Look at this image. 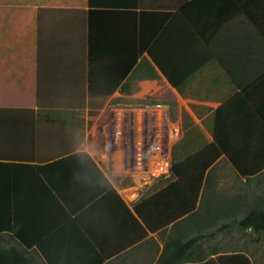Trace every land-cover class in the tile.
Wrapping results in <instances>:
<instances>
[{
	"label": "crops",
	"instance_id": "obj_1",
	"mask_svg": "<svg viewBox=\"0 0 264 264\" xmlns=\"http://www.w3.org/2000/svg\"><path fill=\"white\" fill-rule=\"evenodd\" d=\"M192 1L196 7L188 6ZM219 1L0 0V109L20 110V116L28 118L3 127L13 146L7 151L3 144L5 153L45 154L43 158L49 160L42 162L44 165L63 161L61 165L35 168L32 177L23 178L19 193L25 207L23 217H34V230L42 234L53 264H158L167 241L192 237L199 239L181 252L184 260L180 264H264V246H255L264 230L237 224L251 209H264V186H253L264 176V169L253 177H241L221 156L206 171L194 210L155 231L148 229L139 240L140 229L131 216L140 220L134 206L122 198L94 157L85 151L87 146L96 147L89 133L94 120L89 112L91 98H108L130 90L141 95L160 86L173 95L168 106L180 128L186 117L201 127L209 119L211 137L201 147L214 140L217 110L239 92L218 62L209 61L180 90L169 83L146 50L141 55L139 50L140 41L151 40V45L167 28L189 26L194 18L203 23L211 13L228 24L233 7ZM240 7L244 13L246 7ZM155 29L158 33L153 38ZM135 55V64L124 77ZM138 73L142 75L138 77ZM209 73H223L226 82L213 86L208 80L199 81ZM134 76L138 78L131 85ZM239 99L246 107V94ZM235 104L239 105V100ZM231 111H236L231 116L246 112L244 108ZM221 121V136L226 140L239 125L246 135L245 115L241 122L231 118ZM19 133L28 136L27 152L24 141L16 140ZM176 143V152L181 154L186 145L183 140ZM75 152L86 153L81 154L78 166H63ZM221 161L229 166H217ZM167 184L158 185L149 196ZM232 184L236 188L231 190ZM181 199L165 192L161 211L171 204L174 210L170 213L179 212ZM156 216L150 213L151 222L165 218L156 220ZM247 236L251 242H246ZM14 241L18 242L6 232L1 246L8 249L15 246ZM21 246L23 249L16 247L33 264H49L35 247Z\"/></svg>",
	"mask_w": 264,
	"mask_h": 264
},
{
	"label": "trees",
	"instance_id": "obj_2",
	"mask_svg": "<svg viewBox=\"0 0 264 264\" xmlns=\"http://www.w3.org/2000/svg\"><path fill=\"white\" fill-rule=\"evenodd\" d=\"M195 2H190L188 6L196 7ZM219 2L233 7L228 15V24L222 23L223 17L215 18L211 13L209 19H202L203 23L194 18L189 26L167 28L165 33L158 36L151 45V40L140 41L142 46L139 55L146 50L173 87L181 90L196 71L209 61L215 60L239 92L232 101L224 103L217 110L214 140L183 159H173L175 180L167 182L166 188L142 199L134 206V213L140 220L134 214L131 216L139 226V240L147 235L148 229L155 231L168 225L180 215L194 210L205 173L221 156L236 168L241 177H253L264 169V0H220ZM240 5L246 7L244 13L239 9ZM186 32H189V35H186ZM157 33L158 29H155L152 33L153 38ZM185 36L189 38L186 40ZM136 57L133 56L124 77L135 64ZM244 93L246 107L239 99ZM237 100L240 102L239 105L235 104ZM237 108H244L246 112L229 115L236 112L231 110ZM19 112L20 110L0 109V264H33L32 259L16 246L2 248L1 241L6 232L11 233L16 241L26 248L35 247L49 264H53L45 242L40 237L42 234L38 235L34 230L36 226L34 217H23L25 207L23 196L21 197L19 193L23 178L32 177L35 168L61 165L63 161L44 165L42 162L49 160V157L43 158L45 154L5 153L4 145L7 151L13 146L8 130L3 127L11 126L10 124L13 123L18 125V120L28 119L27 115L20 116ZM244 115L246 135H243V127L239 125L234 128V135L230 136L229 140L221 136L223 127L221 120L231 118L241 122ZM27 137L22 133L16 138V140L20 138V142L24 141L23 147L26 152L30 144L26 142ZM72 154L75 155L66 158L63 166L67 164L78 166L82 161L81 154L86 153ZM165 192L180 195L183 204L179 207V212L170 213L174 210L171 204L163 208L164 212L161 211V196ZM150 213L157 214L156 220L163 216L165 218L157 223L151 222ZM237 224L257 231L264 230V209H251ZM198 239L192 237L185 241L177 239L167 241L158 264L182 263L184 255L181 252L188 251Z\"/></svg>",
	"mask_w": 264,
	"mask_h": 264
},
{
	"label": "built area",
	"instance_id": "obj_3",
	"mask_svg": "<svg viewBox=\"0 0 264 264\" xmlns=\"http://www.w3.org/2000/svg\"><path fill=\"white\" fill-rule=\"evenodd\" d=\"M98 126L90 128V136L99 134L105 145L85 151L130 206L174 179L172 148L181 129L168 104L114 103Z\"/></svg>",
	"mask_w": 264,
	"mask_h": 264
},
{
	"label": "rangeland",
	"instance_id": "obj_4",
	"mask_svg": "<svg viewBox=\"0 0 264 264\" xmlns=\"http://www.w3.org/2000/svg\"><path fill=\"white\" fill-rule=\"evenodd\" d=\"M143 74H145V73H143ZM138 75H142V73H138L137 76ZM215 75L216 74H214V73H209L207 77L201 78L199 81L208 80L212 83L213 86L214 85H220L223 82H226L225 81L226 77L223 73H220L219 76H217V75L215 76ZM137 76H134L133 82H131V85L132 84L134 85L135 80L139 77V76L138 77ZM201 76H203V75H201ZM195 87H197V85L192 86L193 91H194V89H196ZM149 90L150 91L145 92L141 95L134 94V93H132V90H130L125 94L122 93L120 95L111 96L108 98H104L103 96H100L98 98L97 97L91 98L89 101V107H90L89 112H90V115H92V119H94V120H92L93 123L91 124V126H96V125L100 126L103 123V121L105 120L106 115H107V108L111 104L119 103V102H129L132 104H143V103L170 104V100H171V98H173V95L170 93V90L166 87L160 86L158 89H155V90L149 89ZM189 90L190 89H188V92H189ZM138 91H140V90H138ZM190 120H191L190 117L185 118V120H184V122L180 128L181 129L180 137L176 141V142H178L180 140H183V144L186 146H184L185 148L181 149L182 153L178 154V153H176V144L177 143H175L173 148H172V158L173 159H183V158L187 157L188 155H190L191 152L195 151L196 149L201 147L203 144L209 142V140H210V137H211L210 120L206 119L204 122L205 125L202 127L199 125H196L194 123V121L192 122ZM189 135H191L190 139H188ZM94 139L96 142V144H95L96 147L91 146L92 149H95V148L99 149L100 147H103V145H105V140L102 137H99V134L97 136H95ZM181 143H182V141H181ZM217 166L227 167L229 165L225 161H221ZM228 177L231 178L232 175H229ZM254 185H256V187H259L262 185L264 186V176L258 178L257 181L253 182V186ZM234 187L236 188V186L234 184L230 185L231 190ZM218 193H219V196L221 198H223V195H224L223 190H220ZM229 193L230 192L227 189L225 192L226 196L227 195L229 196ZM253 235H255L254 231H253ZM250 238L251 237L247 236L246 242H251L252 239L250 240ZM260 244H263V246H264V234L262 235L261 241L259 243L256 242L255 246H260ZM14 245L23 249V247L21 246V244L19 242L14 241Z\"/></svg>",
	"mask_w": 264,
	"mask_h": 264
}]
</instances>
